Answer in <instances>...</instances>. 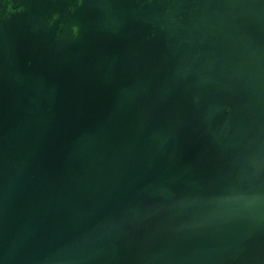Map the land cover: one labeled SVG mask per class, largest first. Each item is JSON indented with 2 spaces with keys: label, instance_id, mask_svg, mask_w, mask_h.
Segmentation results:
<instances>
[{
  "label": "water",
  "instance_id": "obj_1",
  "mask_svg": "<svg viewBox=\"0 0 264 264\" xmlns=\"http://www.w3.org/2000/svg\"><path fill=\"white\" fill-rule=\"evenodd\" d=\"M0 264H264V0H0Z\"/></svg>",
  "mask_w": 264,
  "mask_h": 264
}]
</instances>
